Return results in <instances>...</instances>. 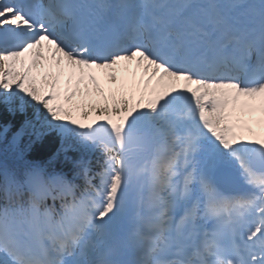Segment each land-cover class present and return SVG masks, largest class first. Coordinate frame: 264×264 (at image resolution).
<instances>
[{"label":"snow or ice","instance_id":"snow-or-ice-1","mask_svg":"<svg viewBox=\"0 0 264 264\" xmlns=\"http://www.w3.org/2000/svg\"><path fill=\"white\" fill-rule=\"evenodd\" d=\"M0 264H264V0H0Z\"/></svg>","mask_w":264,"mask_h":264}]
</instances>
